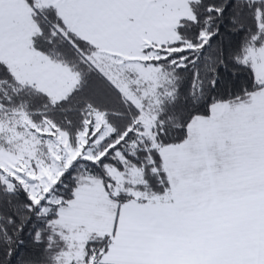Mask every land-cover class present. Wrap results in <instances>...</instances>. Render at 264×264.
I'll list each match as a JSON object with an SVG mask.
<instances>
[{
	"label": "snow or ice",
	"instance_id": "6c2138e0",
	"mask_svg": "<svg viewBox=\"0 0 264 264\" xmlns=\"http://www.w3.org/2000/svg\"><path fill=\"white\" fill-rule=\"evenodd\" d=\"M0 254L264 264V0H0Z\"/></svg>",
	"mask_w": 264,
	"mask_h": 264
},
{
	"label": "trees",
	"instance_id": "16d2710c",
	"mask_svg": "<svg viewBox=\"0 0 264 264\" xmlns=\"http://www.w3.org/2000/svg\"><path fill=\"white\" fill-rule=\"evenodd\" d=\"M241 79H243V77H241ZM0 259H3V256H2V254H0Z\"/></svg>",
	"mask_w": 264,
	"mask_h": 264
}]
</instances>
